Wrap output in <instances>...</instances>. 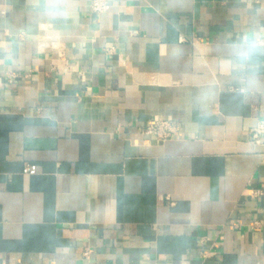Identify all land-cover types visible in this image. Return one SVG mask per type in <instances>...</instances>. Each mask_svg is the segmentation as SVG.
Listing matches in <instances>:
<instances>
[{"label": "crops", "instance_id": "0c3cea01", "mask_svg": "<svg viewBox=\"0 0 264 264\" xmlns=\"http://www.w3.org/2000/svg\"><path fill=\"white\" fill-rule=\"evenodd\" d=\"M91 1L0 0V264H264V0Z\"/></svg>", "mask_w": 264, "mask_h": 264}, {"label": "built area", "instance_id": "2783aa9c", "mask_svg": "<svg viewBox=\"0 0 264 264\" xmlns=\"http://www.w3.org/2000/svg\"><path fill=\"white\" fill-rule=\"evenodd\" d=\"M111 3L109 0H92L90 10L92 13L100 15L109 12ZM181 42L187 41L185 37H180ZM19 75L13 72L7 73V78L12 83ZM141 133L154 136L158 142L165 143L167 141L177 139L182 135V128L178 121L173 119L158 118L152 119L141 128ZM249 141L252 145L264 144V121H258L256 127L249 133ZM264 190H259L256 195H263ZM91 249H86L84 255L88 257Z\"/></svg>", "mask_w": 264, "mask_h": 264}, {"label": "clouds", "instance_id": "9594fccd", "mask_svg": "<svg viewBox=\"0 0 264 264\" xmlns=\"http://www.w3.org/2000/svg\"><path fill=\"white\" fill-rule=\"evenodd\" d=\"M252 50H253V49H251V48L249 49V54L251 53Z\"/></svg>", "mask_w": 264, "mask_h": 264}]
</instances>
